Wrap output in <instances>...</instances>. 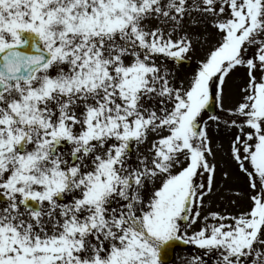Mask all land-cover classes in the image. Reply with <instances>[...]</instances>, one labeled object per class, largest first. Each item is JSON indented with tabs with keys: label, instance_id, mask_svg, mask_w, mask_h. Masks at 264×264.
<instances>
[{
	"label": "snow or ice",
	"instance_id": "6c2138e0",
	"mask_svg": "<svg viewBox=\"0 0 264 264\" xmlns=\"http://www.w3.org/2000/svg\"><path fill=\"white\" fill-rule=\"evenodd\" d=\"M177 241L264 264V0H0V264Z\"/></svg>",
	"mask_w": 264,
	"mask_h": 264
},
{
	"label": "rangeland",
	"instance_id": "374dc122",
	"mask_svg": "<svg viewBox=\"0 0 264 264\" xmlns=\"http://www.w3.org/2000/svg\"><path fill=\"white\" fill-rule=\"evenodd\" d=\"M229 88L235 92L238 88V78H233V80L229 81ZM224 143L227 145V137H224ZM231 196H225L224 198H220L219 194L217 197H214L215 204L218 207H228L229 210L235 211V207L228 204V201L231 199ZM192 249L187 250H178L175 253V261L172 264H182V257L186 254V252L191 251Z\"/></svg>",
	"mask_w": 264,
	"mask_h": 264
},
{
	"label": "water",
	"instance_id": "95a60500",
	"mask_svg": "<svg viewBox=\"0 0 264 264\" xmlns=\"http://www.w3.org/2000/svg\"><path fill=\"white\" fill-rule=\"evenodd\" d=\"M178 247H180V248H186L185 246H183V245L181 244V242L177 241V242H176L175 249L178 248ZM174 251H175V250H174ZM173 257H174V252H173ZM170 262H171V261H170ZM170 262H169V263H170Z\"/></svg>",
	"mask_w": 264,
	"mask_h": 264
}]
</instances>
